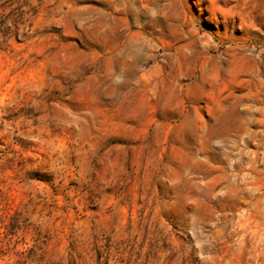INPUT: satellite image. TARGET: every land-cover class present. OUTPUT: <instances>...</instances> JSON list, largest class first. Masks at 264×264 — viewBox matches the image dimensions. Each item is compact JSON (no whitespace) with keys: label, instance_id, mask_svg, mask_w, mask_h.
<instances>
[{"label":"rangeland","instance_id":"rangeland-1","mask_svg":"<svg viewBox=\"0 0 264 264\" xmlns=\"http://www.w3.org/2000/svg\"><path fill=\"white\" fill-rule=\"evenodd\" d=\"M0 264H264V0H0Z\"/></svg>","mask_w":264,"mask_h":264}]
</instances>
